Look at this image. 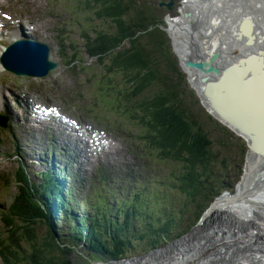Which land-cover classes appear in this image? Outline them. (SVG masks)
I'll use <instances>...</instances> for the list:
<instances>
[{
  "label": "trees",
  "instance_id": "obj_1",
  "mask_svg": "<svg viewBox=\"0 0 264 264\" xmlns=\"http://www.w3.org/2000/svg\"><path fill=\"white\" fill-rule=\"evenodd\" d=\"M160 2L167 1H90L89 5L96 3L102 8L97 11L98 16H106L114 23L111 27L113 34L103 38V33L97 34L96 29L93 35L83 33L86 39L85 50L91 59L96 60L95 64L102 65L106 59L103 56H107L120 72L124 73V80L128 86L130 85L125 98L129 103L137 102L136 114L139 115L142 126H148L146 133L141 130L140 139L150 140L146 135L150 134L152 141L147 146L153 150L158 147L165 154L169 152L161 148L153 137H157L158 140L163 138L164 142L173 148H176L174 145L181 140L186 143L176 149L173 157L168 155L167 159L156 150L160 159L170 160L180 166L179 173L168 183L178 192L179 214L159 238L151 239L153 245L157 247L164 241L188 234L217 198L226 192L233 193L236 190L237 185L232 184V181L240 178V163L244 162L245 168L248 149V144L242 138L221 125L205 110L200 97L191 89L185 73L179 66L172 39L166 31L168 27L166 18L172 11L160 6ZM165 12L168 15L163 17ZM111 66L115 67L112 64ZM117 78L105 74L100 82L90 84L88 88L95 89L92 92L94 100L105 102L115 114L122 115L133 123L134 115L123 100L126 85ZM153 82L156 83V88H159L153 98L137 100L141 97L142 91L148 90ZM126 110L129 111L131 119L125 115ZM224 144L236 150L238 148V156L233 152L224 155L219 149V146ZM183 162L189 164L190 168L182 166L180 163ZM25 169H27L25 166H19L17 172L8 175L14 193L11 202L6 205L8 213H4L8 226L13 231L7 239V244L21 250L22 255L16 254L20 256L18 263L37 264V259L55 254L54 245L57 242L60 245V254L64 256L61 264H71L66 260V252L61 248L62 245L55 234L59 232L62 236L69 235L67 221L53 223L43 210V207L48 208L49 203H53L54 200L58 202V194L62 193L58 191L51 178L46 177L37 184ZM10 181L4 179L6 185ZM100 196L102 207L106 211L109 195L101 192ZM58 207L64 210L66 205L63 202ZM105 219H108V216H105ZM41 222L43 230L40 236L48 231V237L43 246L34 243L28 255L22 246L26 245L29 251L32 247L29 240L31 236L29 225ZM79 233H88L86 241L89 244L105 242L91 240L92 225L78 226L77 238L81 239ZM91 249L96 252L97 259L125 258L123 251L111 253L93 246ZM135 251L138 253L139 245Z\"/></svg>",
  "mask_w": 264,
  "mask_h": 264
},
{
  "label": "rangeland",
  "instance_id": "obj_2",
  "mask_svg": "<svg viewBox=\"0 0 264 264\" xmlns=\"http://www.w3.org/2000/svg\"><path fill=\"white\" fill-rule=\"evenodd\" d=\"M90 1H94V0H8L7 4H10V5L17 4L18 7L26 13V15L23 16V18L28 17V19L36 21L38 23V28H39L38 33H40V36H42V34L44 33L47 37H53L55 40L57 39L58 35L62 36L63 40H66L65 46H66L67 52L69 53L74 52V49L70 46L71 45L70 43H74L75 46L78 47L80 51V55L83 56L84 59H86L85 61L87 62L88 66L89 65L93 66V65H98V64H95L96 60L91 59L90 57H88V55H87V58L85 57L83 53L84 52L83 42L80 38L79 28L84 27L89 32H93V34L96 33L95 31L96 29L97 34L103 33L102 36L104 38V37H110L113 34L111 27L114 26V23L111 20H108L109 18L106 16H98L97 11L101 10L102 8L96 3L89 5ZM165 1L169 2L170 0H165ZM175 1L176 3L172 6L174 7V10L172 11V13L168 15L167 12H165L163 17L166 15L173 17V19L180 17L181 8H182V5L180 2H182L183 0L182 1L175 0ZM166 9H168V7H166ZM86 18H89V19L86 20ZM93 28H94V31H93ZM167 33L170 36L169 29ZM11 38L8 41H10ZM44 39L45 38H43V40ZM171 39H172V42H174L172 37ZM47 40H49L52 43V40L50 38ZM121 49L122 48H118V50H121ZM103 57L106 59L104 60L102 65L100 66L98 65L97 67L104 74L111 75L113 77H118L117 80L122 81L126 85V89L123 94V100H124L125 105L132 111L134 115L133 123L123 116L116 121L113 120L111 122V125H109L107 123V120L110 114L107 112V110L102 109L100 107L95 108L90 100V95L83 91V85L85 83V76L81 74L79 75L73 74L70 71L68 65L62 61V56H59V53L56 52V50L53 54V58L60 63L59 70L57 73L52 75L50 79L41 81L40 85L41 87H46L47 89H50L52 93L48 94V96L52 97L51 102L61 105L63 110L67 112L73 111L74 113L80 114L83 116L86 113H91L93 109L96 110V113H98L103 119L101 123H98L99 124L98 127L106 129L111 136H115L119 139V148L116 151L117 153L114 152V153H108L105 155L93 156L88 152L87 147H85L84 145L77 146V147H80L81 154L80 153H79L80 155L76 154L77 156L73 160H75L74 164L78 168L80 167V160L82 159L84 162V166L90 171L92 164L95 163L96 158L110 160L113 163L128 162L133 165H138L137 167H140L141 165H144L143 156H144V152L146 151L143 144L144 143L150 144V142L152 141L151 139L152 136L150 134H146L150 140L146 138V141L143 140L144 143L142 142L141 139H139L138 135L141 134V130L146 133V131L148 130V126L143 127L139 120V115L136 114L137 112V109L135 107L136 101L129 103L125 98L128 93L130 85L128 86L126 83V80H124V73L120 72L119 68L114 63H112V61L107 56H103ZM177 58L179 60V66L181 70L185 73V78L187 77V80L191 86V89L197 93V90L191 84L188 73L183 69L178 56ZM111 64L115 67H112ZM231 68H234V67H231ZM117 69L119 72L117 71ZM155 84L156 83L153 82V84L148 88V90L142 91L141 97H139V99L137 100H140V99L151 100L153 96L159 91V88H156ZM1 89L2 88L0 87V90ZM7 90L10 92L12 91L10 87H8ZM0 95L1 96L6 95V91H1ZM0 100H1L0 101V113L3 112L5 113L6 116L7 114H9L12 118H14L13 110L19 111V108H17L18 104H16L13 101V99H9L8 105L10 108H8L6 106L1 105V103L6 104L4 99L1 98ZM103 104L105 105V102H103ZM204 108L208 112V109L206 107ZM125 115L129 119H131L130 113L128 110L125 111ZM82 120L87 122L92 119L91 117L84 116L82 117ZM220 124L223 125L222 123ZM108 126H110L111 128H108ZM9 135H10V131H9ZM58 137L63 140L65 139V142L68 144L70 149L73 148L74 141L72 140V136L70 134L59 132ZM153 140L157 141L160 144L161 148L169 152L168 154H165L160 150V148L155 147L156 150L166 159L168 155L173 157L176 152V149L183 146V144H186V143H183V140H181L180 142H177L176 145H174L176 146V148H173L169 144L167 145L164 142L163 138H159L158 140L157 137L156 138L153 137ZM49 141L50 140H48L46 137L41 136L39 138H35L33 141V144L37 148H39V150L43 151L44 153H48V152L56 150L58 157L61 160L68 163L69 161L66 160L67 158L66 152L62 151V149L59 146H57L58 145L57 143L56 145H53L51 141L50 142ZM219 149L223 152L224 155H228L232 152L237 156L239 154L238 148L236 150V149L230 148L229 146L225 144L220 145ZM9 150L10 152H12L14 150V147L11 146ZM69 152L71 153V150H69ZM248 153H249V146L246 151L245 166L247 164ZM32 155L36 156V154H34L32 150L30 149L29 143L25 144L24 148H22L19 151L18 155L11 156V157L0 155V171H5L6 173L13 174L15 173L16 169L20 165H23L22 163L30 164L31 160L28 158L31 157L32 159H35V157H33ZM37 159H39V157L36 156V160ZM37 162L38 160L36 161V163L30 164L29 171L32 173L33 180L36 183H40L41 177L39 173L46 170V167L40 166L39 162L38 163ZM180 164L182 166L190 168V165L187 164L186 162H183ZM240 164H241L240 178L232 181V184L234 185H237L240 182L242 175L244 173V162ZM68 166H71V164H68ZM61 167H62V170H61L62 173L67 174L68 172L66 171V168L63 165ZM155 167L156 168L152 170L153 174L161 173V174L168 175L172 171V168L169 163H161L160 165L155 164ZM71 170L72 169L69 168L70 173L68 176V181L70 185H73L76 180V177H75V174L71 173ZM235 192L236 190L232 194H235ZM239 192L240 190L238 188L237 193ZM13 193H14V189L11 190L8 195H3L0 192V204L2 207L10 203L13 197ZM58 199H59L58 202L55 204L49 203L48 208L43 207V210L45 211L47 217H49L50 219H53L54 223H60L61 221H64V220L67 222H72L71 216L68 213H66L63 209H60L58 207L61 203L64 202L63 197L60 193L58 194ZM172 214H175V215L179 214V208H175L174 212L166 214L164 215V217H161L160 219H166L168 216ZM169 220L171 221L170 223H172V221H174L175 218L173 217V218H170ZM157 221L158 219H155L153 223L147 226V228L142 233L134 229L113 226L107 223H99V224L95 223V225L92 228V232L97 235H100L105 240L109 241V243H111L113 247L115 248H119L120 246H123L125 244L131 245L133 243L138 242V245H139L138 253H129L127 251L123 254V257H131V256H134L135 254L137 255L145 254L149 252L151 249L157 247L153 245L152 243L153 241L151 239L159 238L160 235L164 232V230L170 227L167 225V223H157ZM262 223L264 222L262 221ZM42 225H43L42 222L35 224V225H29L31 229L29 232L31 234V236L29 237V240L31 242L32 247L29 251L26 245L23 244L22 246L23 249H25L27 252L32 251L34 243H36V245L38 246H43L45 244L46 239L48 237V231L44 232V234L40 236L43 230ZM230 225L229 226L232 228L233 224H230ZM68 230L70 232L76 233L77 227L69 226ZM203 231L204 230H202V233ZM190 232L186 235H181L171 240L164 241L160 247H164V248L170 247L173 245L172 243L178 240L179 238H184L187 235H188L187 237H189ZM199 232L201 231H196V233L191 237L190 242L195 243L200 238ZM55 234L57 236L59 243H61L62 245L61 248H63L66 252L65 258L67 261H70L73 264H91L92 261H95V260L100 261V259H97L94 255L90 254L88 251H86L85 249H82L81 246L79 247L78 245H74L67 240H63V237L59 232H56ZM204 234L209 236L208 233H204ZM225 234L226 233H221V230L215 231V236L221 235L228 239L231 235L229 233H227V235ZM242 237H244V235H240V238ZM0 238L3 239L1 236ZM208 242H211V241H208ZM246 242H248L247 239L245 240L239 239V240H235L231 244H234L235 246L237 245L242 246ZM102 244L103 242H100L96 245H102ZM221 244L222 242L220 241L218 244L211 245L209 248L203 243L201 244V246L197 244V247L199 249L204 250L207 248V250L204 252V255L202 256L200 255L201 253L200 250H195L196 253L193 255L195 257L193 260H196V259L198 260L194 262V264H206L207 262H209L212 259H215L216 257H220L221 261L223 260V262H226V260H231L230 258L232 257L234 258V256L236 257V254L234 253L233 249L228 248L227 244L225 245H221ZM54 246H55V251H56L55 254H51L49 257H45L43 259H37L36 260L37 264H47V263L61 264L64 261V256L60 254V245L56 242V245ZM217 246L219 247L215 249ZM125 248L132 250L136 248V245H132L131 247L126 246ZM221 248L222 250L219 251V249ZM161 252L162 251H158L159 254ZM150 254L152 256V252H151L149 253V255L145 254L142 257L150 256ZM190 255L186 254L185 259H189ZM133 258H136V257H133ZM128 259H132V258H128ZM121 262H126V261H121ZM133 262H135V260ZM168 263L169 262H167L166 264ZM232 263L233 261L230 262V264ZM92 264H100V263L97 262V263H92ZM178 264H181V263H178Z\"/></svg>",
  "mask_w": 264,
  "mask_h": 264
},
{
  "label": "bare ground",
  "instance_id": "obj_3",
  "mask_svg": "<svg viewBox=\"0 0 264 264\" xmlns=\"http://www.w3.org/2000/svg\"><path fill=\"white\" fill-rule=\"evenodd\" d=\"M187 9H193L195 12V19L193 18V21L195 22L193 27L194 30L191 28L192 21H185V19L182 17L173 19L168 23L170 37H172L174 40V50L180 59L183 69L186 65V62L191 59L195 60L194 57L197 55L212 56L213 53H216L215 55H219L217 62H221L220 55L222 54V51L225 52L224 50L229 47L228 40H231L227 39V37H231V35H234L235 37L233 32H237V30L239 31V38L242 37V40H238L237 43H242L243 52L247 53L246 55L248 56L264 57V0H218L212 7L205 5L197 6L193 0H188L184 4V7H182V12ZM196 23L198 24L197 29ZM200 32H204L206 37L201 39L203 42L201 46L202 50L196 52L193 42H197L196 39L198 38V33ZM237 36L238 33L236 37ZM12 38H15V36H12ZM232 39L234 38L232 37ZM205 41L207 42L205 43ZM238 62L234 61L233 63L229 64L225 58V63L229 65L223 64V66H226L227 68L229 66L231 69V67L237 65ZM0 70H2L1 66ZM263 70L264 61L262 60L252 59L249 61L248 67H246L244 70L239 68L237 65L236 68L229 71V74L227 75L228 79L222 83L220 87L222 92L221 95L217 93V88L212 90V94L217 106L228 118L237 123L243 129L255 133L257 149L264 154ZM186 72L189 75L192 86L197 90L198 96L200 97V89L196 84V80H200L198 72ZM245 74L250 76L253 75L250 79V82L248 83L242 82L244 80ZM226 90L228 91L227 94H225ZM5 97V95H0V99L3 98L6 103L7 99ZM204 104L203 106L206 107L208 112L212 114L211 110L206 104V106ZM52 167L56 168L55 163H53ZM252 167L253 163L249 161L247 165L249 173H253ZM261 174L264 176L263 170H261ZM245 185L246 181H243L240 184V192L234 195L235 198L241 199V194L244 191ZM254 189L255 187H253L250 191H254ZM259 195L264 197V190H260ZM220 200L221 201L217 203V205H220L221 207H227L226 204L229 203V197L225 195ZM230 210L234 214V219H237V222L230 223L233 224V227L231 228V225L229 226L231 235L228 239L221 235L215 236L216 230L210 227L206 228L207 226L204 227L203 224V226L197 230L201 232H199L200 238L195 243L190 242V239L196 232L191 234L189 237L186 236L187 238L184 237L180 239L170 247H165L164 249L159 250L162 251L160 254L157 251L152 253V256L150 254V256L136 259L135 262H133L134 260H125L126 262H120L119 264H166L167 262H169L168 264H194V262L198 260H193L195 258L193 256L196 253L195 250H200L201 256L204 255V252L207 250V248L204 250L199 249L197 244L201 246L203 243L209 248L211 245L218 244L220 241L222 242L221 245L227 244L228 248L233 249L236 257L234 256L233 258L231 256V260H226V262H223V260L221 261L220 257H216L206 264H230L231 261H233L232 264H264V246L260 244H264V223H262V219L260 218L264 217V206L259 209H253L251 205L240 203L232 206V209ZM253 221L260 223H251ZM202 230H204L203 233ZM204 233H208L209 236L205 235ZM225 235H227V233ZM240 235H244V237L240 238ZM239 239H247L248 242H251V249L252 251L254 250L253 252H255V254L258 256L238 251L236 246L231 243ZM218 247L219 246H217L215 249ZM222 248L219 249V251L222 250ZM186 254L192 255L189 256V259H185ZM93 263H97V261ZM99 263L115 264L113 262Z\"/></svg>",
  "mask_w": 264,
  "mask_h": 264
},
{
  "label": "water",
  "instance_id": "obj_4",
  "mask_svg": "<svg viewBox=\"0 0 264 264\" xmlns=\"http://www.w3.org/2000/svg\"><path fill=\"white\" fill-rule=\"evenodd\" d=\"M188 0H184L182 2V7H184V4ZM197 6L200 5H205L212 7L213 5L216 4L218 0H193ZM225 1V0H223ZM228 1V0H227ZM174 5V2L171 1L169 3L166 2H160V6H166L171 9V7ZM212 13V12H211ZM209 13V14H211ZM208 14V15H209ZM195 16V12L193 9H187L184 12H182L181 8V15L180 17L184 18L185 21H192L191 28L193 29L195 22L193 21V18ZM195 19V18H194ZM173 20L170 16L166 18L167 24L169 21ZM198 28V24L196 23V29ZM169 29V28H168ZM168 29L166 31L168 32ZM194 30V29H193ZM237 39L240 40L242 39L239 38V31L234 32L235 35H237ZM197 34V33H196ZM206 37L205 33L200 32L198 33V38L196 39L197 42L194 43L195 50L196 52H199L202 50V41L201 39ZM207 41H205L206 43ZM223 53V51H222ZM216 54V53H215ZM213 53L212 56H201L197 55L194 57L195 60H189L186 62V65L184 66L185 71H197L198 76H200V80H196V84L200 89V97L202 99L203 104L205 103L207 107L211 110L212 114L210 113L211 116H213L217 121L222 123L224 126L228 127L233 133H235L237 136L241 137L244 139L249 146V153L247 157V164L245 166V171L242 176V179L240 183L238 184L236 188V193L231 194L229 192L225 193L221 197L217 198L216 201L211 205V207L205 212L203 217L201 218L200 222L191 230L190 235L199 230L203 224L204 227H210L215 230H221V233H231V230L229 229L230 223H236L237 219H234V214L231 212L230 209H232V206L244 203L251 205L253 209H259L262 208L263 205V196L259 195L260 190H264V176L261 174V170L264 171V154L260 152L257 149L256 145V139H255V133L252 131H248L246 129H243L240 127L237 123L232 121L230 118H228L217 106L216 102L213 99V94L212 90L217 88V93L221 95V90L220 87L222 83L228 79L227 75L229 74V71L233 70L237 65L239 68L244 70L246 67H248L249 61L252 59L256 60H262L264 61V57H259V56H248L246 55L245 58L240 62V64L234 65V68H220V63L217 62V58L219 55H215ZM208 57V58H207ZM221 59H224V55H220ZM264 72V70H263ZM246 75V74H245ZM250 76V75H248ZM253 75L250 76L249 79H245L242 82H250V79L252 78ZM203 91V92H202ZM227 94V90L225 91ZM204 104V105H205ZM205 105V106H206ZM226 124V125H225ZM251 161L253 163V173H249L247 169L248 162ZM256 175V177H255ZM246 181V185L244 186V191L241 194V199L235 198L234 195L237 194L238 188L240 187V184ZM253 187H255L254 191H250ZM249 189V190H247ZM228 196L229 197V203L226 204L227 207H221L220 205H217L221 200L223 196ZM226 211V212H225ZM225 212V213H224ZM262 221L264 222V217H260ZM251 223H260L257 221H253ZM188 236V235H187ZM186 237V236H185ZM176 243V242H175ZM260 243V242H258ZM174 244V243H173ZM261 245L264 246V244L260 243ZM236 248L238 251L245 252L247 254H253L256 255L255 252L251 250V242H246L245 244L237 245ZM258 256V255H256ZM138 258H133L132 260H136Z\"/></svg>",
  "mask_w": 264,
  "mask_h": 264
},
{
  "label": "flooded vegetation",
  "instance_id": "obj_5",
  "mask_svg": "<svg viewBox=\"0 0 264 264\" xmlns=\"http://www.w3.org/2000/svg\"><path fill=\"white\" fill-rule=\"evenodd\" d=\"M170 1H173L174 2V4H175V1L174 0H170ZM173 9H174V7H172V9H170L171 11H173ZM232 37L234 38V39H232ZM227 39H231V40H233V41H231V40H228V48H226L224 51L226 52H223L222 54L224 55V59L222 60L221 59V62H219L220 63V68H225L226 66H223V64H226L225 63V58H226V60H227V62L229 63V64H231V63H233L234 61L235 62H238L239 60V62L237 63V64H240V62L245 58V56H246V54L247 53H244L243 52V50H242V43H237V41H238V39H237V37H236V35H235V37H234V35H231V37H227ZM240 40H242V39H240ZM232 42V44H231V42ZM228 49V50H227ZM235 49H236V51H235ZM230 50V51H229ZM233 50V51H232ZM225 53V54H224ZM235 53V54H234ZM227 56V57H226ZM241 56V57H240ZM232 57V58H231ZM235 57V58H234ZM228 58V59H227ZM238 58V59H237ZM241 58H243V59H241ZM233 59V60H232ZM233 61V62H232ZM229 64H226V65H229ZM227 68V67H226ZM250 78V76H248V74H246L245 75V79H249ZM197 94H198V92H197Z\"/></svg>",
  "mask_w": 264,
  "mask_h": 264
}]
</instances>
